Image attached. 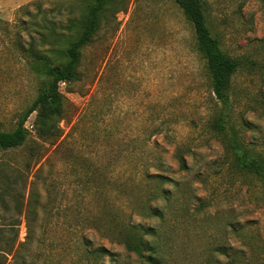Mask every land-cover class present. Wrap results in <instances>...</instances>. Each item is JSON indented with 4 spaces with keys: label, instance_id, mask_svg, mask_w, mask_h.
<instances>
[{
    "label": "rangeland",
    "instance_id": "374dc122",
    "mask_svg": "<svg viewBox=\"0 0 264 264\" xmlns=\"http://www.w3.org/2000/svg\"><path fill=\"white\" fill-rule=\"evenodd\" d=\"M125 1L127 10L103 23L83 50L81 80L62 84V133L57 143L39 138L34 112L25 124L29 143L0 152L7 175L0 173V183L4 180L23 192L25 200L18 216L12 197L4 196L0 231L7 233L20 220L19 242L31 239L17 255V245L11 256L0 254V264L81 262L80 251L86 248L75 243L72 234L82 228L77 225L76 207L82 205L83 213L96 211V200L93 193L77 200L67 161L69 148L79 152L91 169L113 171L114 166L115 175L134 187L130 192L134 197L142 195L140 190L148 191L142 172L134 170V165L144 168L162 159L164 175L179 184L177 207L194 213L190 222L175 223L168 264H264V189L255 178L236 175L224 163L223 147L207 128L216 100L191 23L172 0ZM204 1L210 27L220 34L223 49L264 64V0ZM74 2L79 0H0V130L15 129L41 85L21 48L26 49L37 35L31 26L21 27V22L45 14L64 20L65 16L53 13V5ZM39 4L42 9L37 8ZM260 66L245 67L235 77V109L239 118L256 126L247 130L244 141L264 153V73ZM177 150L183 153L187 171L180 169ZM38 157L42 159L36 164ZM150 173L156 170L150 168ZM34 182L40 197H33V206L35 200L39 203L32 217L29 202ZM202 202L205 206L200 208ZM88 237L90 249L103 245L125 258L123 247L101 239L93 230ZM215 245L229 246L233 256H211ZM104 262L112 264L109 256Z\"/></svg>",
    "mask_w": 264,
    "mask_h": 264
},
{
    "label": "trees",
    "instance_id": "16d2710c",
    "mask_svg": "<svg viewBox=\"0 0 264 264\" xmlns=\"http://www.w3.org/2000/svg\"><path fill=\"white\" fill-rule=\"evenodd\" d=\"M172 1L191 23L196 38V50L205 60L211 90L216 100V106L212 108L207 120V128L223 147V161L236 175L253 177L264 189V153L244 141L247 130H254L256 126L236 115L237 96L234 87L235 77L243 68L261 65L264 73V64L232 56L223 49L220 34L210 27L204 0ZM61 4L63 5L60 7L53 5V13L65 16L64 20L49 18L45 14L41 19L36 15L31 21L21 22V27L31 26L36 38L41 40L40 45L36 38L31 37L26 49L21 46L41 85L32 105L20 114L15 129L0 130V152H10L29 143L30 133L25 124L34 112L37 114L39 138L57 143L62 133L59 127L64 106L62 84L71 85L81 80L79 68L83 50L92 42L103 23H108L113 14L115 17L127 10L125 0H79L78 3L68 6H65L66 3ZM37 8L42 9L41 4ZM46 45L48 48H44ZM34 150V146H31L30 151L34 153ZM67 153V161L71 163V172L78 191L77 200L80 201V198L83 199L91 193L96 200V211H91L92 213H83L82 205L80 208L76 207L77 225L82 228L72 234L74 242L86 248L84 252L80 251L79 264H106L105 256L110 257L112 264H168L173 247L170 248L169 243L177 229L175 223H182L181 219L190 222L194 213L188 207H177L179 184L164 175L165 164L162 159L156 158L152 165L144 168L134 165V170L142 172L141 177L146 181L148 190H140L142 195L136 194L134 197L135 193H130L134 191V187L127 179L122 180L115 175L114 166L113 171L101 167L91 169L79 152L69 148ZM34 157L31 156L26 168L32 167L31 160ZM175 157L180 169L187 171L189 167L183 153L177 150ZM41 159L38 157L35 163L38 164ZM150 168H154L156 173L151 174ZM39 172L40 168L35 173L36 177ZM0 173L6 175L1 163ZM4 183V180L0 183V201L5 202V195L12 197L14 210L20 216L25 205L24 194ZM30 192L32 200L29 202V214L35 217L39 201L35 200V206L32 201L34 196L40 197L35 182ZM204 206L205 203L202 202L200 208ZM20 225L21 221L16 220L13 226H9L7 233L0 231V254L11 256L17 245V255L25 242L30 243L29 236L25 242H19ZM91 230L98 233L101 239L123 247L127 253L125 258L122 259L118 252L112 253L105 249L103 245L90 249L92 244L88 232ZM232 250L227 245H215L210 249L211 256L227 257L233 256Z\"/></svg>",
    "mask_w": 264,
    "mask_h": 264
}]
</instances>
